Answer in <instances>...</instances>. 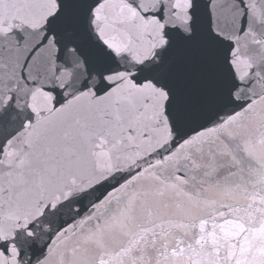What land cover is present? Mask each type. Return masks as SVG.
I'll list each match as a JSON object with an SVG mask.
<instances>
[{"label":"snow or ice","instance_id":"1","mask_svg":"<svg viewBox=\"0 0 264 264\" xmlns=\"http://www.w3.org/2000/svg\"><path fill=\"white\" fill-rule=\"evenodd\" d=\"M0 264H264V0H0Z\"/></svg>","mask_w":264,"mask_h":264}]
</instances>
